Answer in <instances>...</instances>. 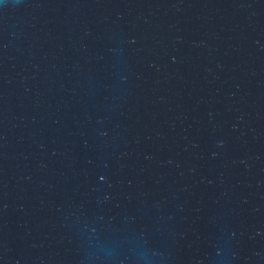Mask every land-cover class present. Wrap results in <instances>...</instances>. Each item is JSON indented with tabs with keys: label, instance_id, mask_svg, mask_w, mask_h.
<instances>
[{
	"label": "water",
	"instance_id": "95a60500",
	"mask_svg": "<svg viewBox=\"0 0 264 264\" xmlns=\"http://www.w3.org/2000/svg\"><path fill=\"white\" fill-rule=\"evenodd\" d=\"M0 264H264V0H0Z\"/></svg>",
	"mask_w": 264,
	"mask_h": 264
}]
</instances>
